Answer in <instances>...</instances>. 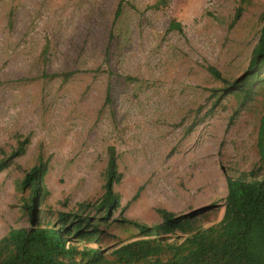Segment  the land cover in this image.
Returning <instances> with one entry per match:
<instances>
[{
  "label": "rangeland",
  "instance_id": "1",
  "mask_svg": "<svg viewBox=\"0 0 264 264\" xmlns=\"http://www.w3.org/2000/svg\"><path fill=\"white\" fill-rule=\"evenodd\" d=\"M118 1L0 0V158L29 136L0 171V238L30 225V191L18 182L38 156L47 163L43 221L102 196L110 145L122 173L111 220L152 225L158 208L180 214L212 205L199 218L215 224L226 178L264 174V91L242 105L226 94L212 106L210 89L223 83L206 69L228 80L246 71L264 0H126L115 17ZM172 19L181 32L167 31ZM107 231L103 246L138 237L118 222Z\"/></svg>",
  "mask_w": 264,
  "mask_h": 264
},
{
  "label": "trees",
  "instance_id": "2",
  "mask_svg": "<svg viewBox=\"0 0 264 264\" xmlns=\"http://www.w3.org/2000/svg\"><path fill=\"white\" fill-rule=\"evenodd\" d=\"M125 2L118 1L115 17L122 13ZM166 2L159 0L154 7ZM240 12L238 9L232 22ZM170 30L181 32L180 22L170 20L167 31ZM206 69L223 83L220 89H210L211 96L216 97L212 106L226 94H233L242 105L264 91V21L244 73L228 80L213 65H207ZM72 74L71 71L62 73L64 79ZM57 75L60 74L50 76ZM28 143L29 136L19 139L12 152L0 158V171L22 155ZM257 148L260 163L264 165V113L258 126ZM46 172L47 163L38 156L18 182L19 187L30 191L23 206L30 225L11 228L0 238V264H264V174L259 175L255 169L239 177L226 178L222 218L208 226L200 223L203 211L176 214L164 208L156 210L160 221L152 225L129 219L111 220V212L119 204V195L113 186L122 178L112 145L107 148L102 196L94 203H78L75 210L54 211L43 221L38 205L48 194L44 183ZM113 222L135 230L138 237L117 239L103 246L110 236L108 226ZM176 233L179 236L170 239ZM83 240L97 246H79L77 242Z\"/></svg>",
  "mask_w": 264,
  "mask_h": 264
},
{
  "label": "water",
  "instance_id": "3",
  "mask_svg": "<svg viewBox=\"0 0 264 264\" xmlns=\"http://www.w3.org/2000/svg\"><path fill=\"white\" fill-rule=\"evenodd\" d=\"M210 207H212V205H207V206H203L200 208H196L195 210H192V211H205V210L209 209Z\"/></svg>",
  "mask_w": 264,
  "mask_h": 264
}]
</instances>
